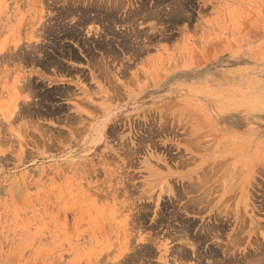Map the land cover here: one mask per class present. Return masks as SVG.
<instances>
[{
    "label": "rangeland",
    "instance_id": "obj_1",
    "mask_svg": "<svg viewBox=\"0 0 264 264\" xmlns=\"http://www.w3.org/2000/svg\"><path fill=\"white\" fill-rule=\"evenodd\" d=\"M231 262L264 264V0H0V264Z\"/></svg>",
    "mask_w": 264,
    "mask_h": 264
},
{
    "label": "bare ground",
    "instance_id": "obj_2",
    "mask_svg": "<svg viewBox=\"0 0 264 264\" xmlns=\"http://www.w3.org/2000/svg\"><path fill=\"white\" fill-rule=\"evenodd\" d=\"M108 14V13H107ZM114 16V15H113ZM112 19V18H111ZM116 19V18H115ZM78 25H79V23H78ZM69 26V25H68ZM71 26V25H70ZM108 26V25H107ZM78 27V26H77ZM109 34V33H108ZM86 35V34H85ZM116 35V34H115ZM110 38V37H109ZM115 39V38H114ZM106 40V39H105ZM119 40V39H118ZM121 41V40H120ZM101 42V41H100ZM123 42V41H122ZM133 48V47H132ZM61 52V51H60ZM93 56V55H92ZM52 57V56H51ZM67 58V57H66ZM47 63V62H46ZM78 79V78H77ZM62 94V93H61ZM47 98V97H46ZM54 113V112H53ZM205 174V173H204ZM207 175V174H206ZM206 175H204V176H206ZM204 178V177H203ZM202 178V179H203ZM210 185V184H209ZM207 188V187H206ZM191 190V189H190ZM208 190V189H207ZM186 191V190H185ZM212 191V190H211ZM187 192V191H186ZM201 192V191H200ZM203 192V191H202ZM205 192V191H204ZM206 193H207V191H206ZM212 193V192H211ZM204 194V193H203ZM202 195V194H201ZM205 195V194H204ZM209 195V194H208ZM205 196H207V195H205ZM203 199V198H202ZM198 203V202H197ZM208 204H210V203H208ZM190 207V206H189ZM204 207V206H203ZM197 209V208H196ZM189 211V210H188ZM198 211V210H197ZM169 215V214H168ZM216 217V216H215ZM215 225V224H214ZM212 228V227H211ZM210 229V228H209ZM176 230V229H175ZM217 230V229H216ZM211 231V230H210ZM179 232V231H178ZM190 234V233H189ZM218 234V233H217ZM180 237V236H179ZM207 240H209V239H207ZM233 240H234V238H233ZM229 242V241H228ZM233 243H234V241H233ZM231 245V244H230ZM233 245V244H232ZM236 245V244H235ZM227 246V245H226ZM181 247V246H180ZM234 247V249H235V246H233ZM228 248V247H227ZM227 248H225V249H227ZM232 248V247H231ZM237 248H239V247H237ZM236 248V249H237ZM180 250V249H179ZM213 250V249H212ZM230 250V249H229ZM225 251V250H224ZM216 253V252H215ZM175 254V253H174ZM185 254V253H184ZM175 256V255H174ZM136 258H137V256H136ZM134 259V258H133ZM168 262V261H167ZM246 262V261H245ZM232 263V262H231ZM127 264V263H126ZM198 264V263H197ZM233 264V263H232Z\"/></svg>",
    "mask_w": 264,
    "mask_h": 264
}]
</instances>
